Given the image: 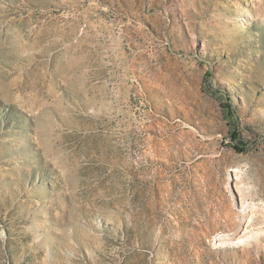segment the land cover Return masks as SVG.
I'll list each match as a JSON object with an SVG mask.
<instances>
[{
  "label": "rangeland",
  "instance_id": "374dc122",
  "mask_svg": "<svg viewBox=\"0 0 264 264\" xmlns=\"http://www.w3.org/2000/svg\"><path fill=\"white\" fill-rule=\"evenodd\" d=\"M0 264H264V0H0Z\"/></svg>",
  "mask_w": 264,
  "mask_h": 264
},
{
  "label": "bare ground",
  "instance_id": "6f19581e",
  "mask_svg": "<svg viewBox=\"0 0 264 264\" xmlns=\"http://www.w3.org/2000/svg\"><path fill=\"white\" fill-rule=\"evenodd\" d=\"M246 13H247L248 16H252V13L249 10H247ZM229 236L230 235H228V234H223L221 236H217V239H215V241H216L215 243L218 245V247L221 246V245H224V243L233 240L232 237H229ZM242 242H243V240H239L238 243H242Z\"/></svg>",
  "mask_w": 264,
  "mask_h": 264
}]
</instances>
